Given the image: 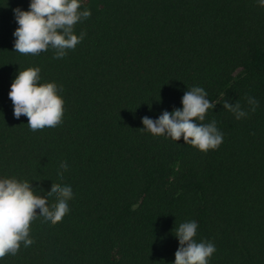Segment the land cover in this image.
I'll use <instances>...</instances> for the list:
<instances>
[{"label": "trees", "instance_id": "obj_1", "mask_svg": "<svg viewBox=\"0 0 264 264\" xmlns=\"http://www.w3.org/2000/svg\"><path fill=\"white\" fill-rule=\"evenodd\" d=\"M31 0H0V178L32 183L46 195L71 186L70 212L31 224V246L0 264H174L176 229L198 223L209 264H264V6L259 0H82L91 16L84 39L54 58L15 51L14 10ZM41 69L63 97V123L32 131L9 98L19 71ZM202 87L204 124L223 142L202 152L143 129L142 118L183 108ZM247 97L259 106L250 111ZM224 100L240 102L237 120ZM61 162H67L63 180ZM49 205L56 197H48ZM39 212V210H37Z\"/></svg>", "mask_w": 264, "mask_h": 264}, {"label": "clouds", "instance_id": "obj_2", "mask_svg": "<svg viewBox=\"0 0 264 264\" xmlns=\"http://www.w3.org/2000/svg\"><path fill=\"white\" fill-rule=\"evenodd\" d=\"M264 6V0H259ZM82 0H31L30 10H14L18 28L14 32L15 51L22 55H39L49 48L54 49V58L67 55V50L75 47L84 39L86 33L75 34L78 22L91 16L90 10L81 11ZM41 69L28 67L19 71L11 84L9 98L14 105V116L27 117V125L32 131L54 128L63 123L65 113L63 97L55 82L41 83ZM202 87L188 89L183 98V108L172 112L164 111L158 119L147 116L142 118L151 134L166 135L175 141L183 139L202 152L216 150L223 142V133L218 130L217 122L204 124L209 109H215L217 102L210 101ZM251 112L259 106L254 97H247ZM224 109L235 115L237 120L246 118L240 102L224 100ZM67 162H61L58 176L63 180ZM56 197L49 205L48 197ZM73 199L71 186L52 184L46 195L38 194L28 181L16 178H0V259L16 255L21 245L31 246V224L42 216L52 224L61 222L70 212L69 201ZM39 210V212L37 211ZM198 223L184 222L179 225L175 235L180 247L175 253L174 264H209L216 247L208 241L197 242Z\"/></svg>", "mask_w": 264, "mask_h": 264}]
</instances>
